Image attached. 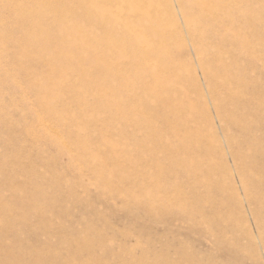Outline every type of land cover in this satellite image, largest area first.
Masks as SVG:
<instances>
[{
  "label": "rangeland",
  "instance_id": "374dc122",
  "mask_svg": "<svg viewBox=\"0 0 264 264\" xmlns=\"http://www.w3.org/2000/svg\"><path fill=\"white\" fill-rule=\"evenodd\" d=\"M104 9L84 17L104 45L150 59L126 48L107 69L82 50L90 75H53L52 110L36 84L51 62L24 65L20 30L0 49V264H264V0Z\"/></svg>",
  "mask_w": 264,
  "mask_h": 264
},
{
  "label": "bare ground",
  "instance_id": "6f19581e",
  "mask_svg": "<svg viewBox=\"0 0 264 264\" xmlns=\"http://www.w3.org/2000/svg\"><path fill=\"white\" fill-rule=\"evenodd\" d=\"M142 1L143 0H22V4L19 5L17 3V0H3L2 6H4V10H1L0 15H2V16L4 15V17L7 15L11 19V21H8L7 24H2L0 26V49H5L6 45L8 46L11 44V42L13 43L12 40H14V37L12 39L11 36L13 35L14 31L20 30L24 34V36H23L24 38H22L24 40L21 42H16V43H17V47H18L17 49L19 50V56L18 57L25 59V61L27 63V64L25 63L24 65H27V67H28V64L30 62H33V61H31L33 58L36 59L35 60L36 62L37 61L38 62L48 61L49 64L51 62L50 65L48 64L49 68L47 67L48 70L46 71V73L44 72L40 76L38 74V76L36 77L37 78L36 84H38V86H41L40 90H43L44 94L47 93V96H48V98H46V99H38V104L43 106V107L50 109L51 105L54 102L53 100H55L57 97H58L57 99H59V97H60L59 91H62V90H60L62 87L60 88V85L58 83H56V85H55V83L53 82V84L51 83L53 87H50V85H51L50 82H52V79L56 78V76H57V78H61V79L67 78V81H69L70 79L68 80V77H66V76H70V75H67L68 70L79 72L78 75L80 77H82V80H84V81L90 75V74L87 75L86 71L84 72L83 69H85V67H83V69L78 68L79 61L82 59L81 54L86 52L90 56H92L93 50L103 49V50H105V52L98 54V58H96V59L94 57L93 58L95 59V61H97L99 63L100 62L103 64L105 63L104 66L107 67L108 64L106 61H108V59H110L108 57L113 56V54L117 57H120L121 55L124 54L122 49L126 50V48H127V50H132V51L133 50L134 51L140 50V49H137V47H133L131 44H129V42H126V41H124L122 43V44H124L123 46L117 45L116 43L115 44L113 43V45H111V46L104 45L103 40H107L110 37L109 33H107L108 31H107V25H106L105 20H103V19H101L100 21L99 20H93V19L85 20V18H84V17H86L85 15H87V16L89 14L98 15V14L102 13V11H105L104 8L109 9L112 7L119 6L120 4L122 7L135 9L138 5H141ZM224 1H226V3H228V2L232 3V2H235L236 0H224ZM69 3H71L72 5L69 6ZM71 7H74L75 9L73 11H69V8H71ZM202 7H206V9H208V11H210L209 13L211 14V16H210L211 18H212V16L221 17V15L223 17H228V16H229V18L231 17L228 14L229 13L228 11L226 12L225 9L214 6L213 4H205ZM245 13H247V12L245 11ZM244 15H246V14H244ZM249 15H250V13H249ZM251 16L254 17L255 19H257V16L252 14V13H251ZM259 16L260 15H258V17ZM101 18H103V17H101ZM76 19H79L80 22L75 24L74 20H76ZM252 21H254V20H252ZM258 23H260V22L258 21ZM247 25H248V23H247ZM70 28H72V30H75V31L73 34L67 35V31ZM22 32H20V33L22 34ZM35 40H37V41L35 42ZM32 42H34L35 44L38 45V48L36 47V45H34L35 46L34 49H36V48H37V50L40 49L39 51H34V49H33L34 46L32 45ZM14 50H15V47H14ZM82 50H85V52L81 53ZM76 52L77 53L80 52L77 55L79 58L74 60L73 57H71L69 54L71 53L73 55V53H76ZM95 52H96V50H95ZM1 53H3V52H0V62L2 61V58L4 56ZM137 53H138V51H137ZM142 53L143 52L138 53L140 57L143 56L142 57L143 59L148 58V56H144L145 53L144 54H142ZM84 55H86V54H84ZM84 55H83V57H85ZM11 58H12V56H11ZM112 58L110 61H112ZM16 59L17 58L14 57V60H16ZM88 59L89 58L87 57V59H85V60H88ZM92 59H89V64H91L90 61ZM118 59H120V58H118ZM148 59H150V58H148ZM82 60L84 61V59H82ZM82 60L80 62L84 63ZM3 61L5 62L4 59H3ZM7 61H9V60H7ZM16 61L18 63L20 62L19 60H16ZM113 61H114V59H113ZM52 63H53V65H52ZM65 63L68 65V67H64ZM101 63H100V65H101ZM108 63H109V61H108ZM106 64H107V66H106ZM138 64L140 67H144L143 63L138 62ZM32 65H34V64H32ZM50 66H52V67H50ZM85 66L88 67V65H85ZM23 67L24 66H22V68ZM29 67H31V66H29ZM87 67H86V69H87ZM90 67H91V65H90ZM108 67H107V69H108ZM104 68L102 69L103 71H104ZM107 69H105V71H107ZM111 69H113V68H111ZM224 70H223V72L226 73V70L225 71ZM110 71H112V70H110ZM90 73H91V71H90ZM96 73H98V72H96ZM107 73L109 74L110 79L116 78V77H114L115 76L114 73H113L114 76L111 75L112 74L111 72H107ZM72 74L75 75L76 73H72ZM145 74H148V73L146 72ZM53 75H55L54 78H51ZM84 75H87V77ZM102 75H103V73H102ZM104 75L107 77V79H109L108 75H106V74H104ZM141 76H143V75H141ZM31 77H32V75H31ZM83 77H86V78L84 79ZM157 78L159 80H160V78H161V80H163L161 83L162 84L161 86L163 88H166L167 90L169 89V87H170V89L172 88L168 84V81L166 79H162L161 75H159ZM31 79H33V78H31ZM60 80L58 79L57 82H60ZM112 81H111V84H112ZM70 82H71V80H70ZM70 82H69V84H71ZM74 82H75V80H74ZM74 82L72 81V83H74ZM66 83H68V82H66ZM66 83H64V84H66ZM79 85L81 86V84H79ZM82 86H84V85H82ZM157 86H158V84L156 85V87ZM63 87L65 88V86H63ZM85 87H87V86H85ZM156 87L153 86V89ZM99 88H101V87H99ZM106 88H108L107 90H109V87L106 86L104 91L106 90ZM121 88L119 90L120 92H121ZM78 89H80V88H78ZM101 89H103V88H101ZM63 90H65V89H63ZM70 90L71 89H69L68 91H70ZM84 90H86V89H84ZM76 91H77V89L75 90V92L74 91L73 92L76 93ZM113 91H114V89H113ZM155 91H157V90L152 91V93L155 94ZM105 92H107V91H105ZM114 92H112V93H114ZM147 92L149 93L151 91L147 90ZM65 93L66 94H64V93H62V94L67 96L66 90H65ZM107 93H105V95H107ZM118 93H117V95H119ZM68 94L72 95V92L68 93ZM149 94H151V93H149ZM63 95H61V96H63ZM73 95L71 96V98H74ZM110 95H111V93H110ZM115 95H113V96H115ZM40 96H42V95H40ZM111 98H112V96H111ZM116 98H117V96H116ZM118 98H120V97H118ZM113 99H115V97ZM60 100H62V99H60ZM116 100H118V99H116ZM50 110H52V109H50ZM53 111H54V109H53ZM125 112L127 113L128 111H125ZM179 112H182V111H179ZM66 115H65V118H66ZM124 115H125V113H124ZM117 121H118V119H117ZM71 124H73V122ZM79 127H81V126L79 125ZM74 128H75V126H74ZM82 130L83 129H81V131ZM71 133L75 134V132H71ZM82 138H83V136H82ZM186 142L187 141H185V143ZM56 143H58V141ZM187 144H188V142H187ZM61 146H59V147H61ZM62 147H64V146H62ZM85 151L86 150H84V152ZM89 157H90V155H89ZM91 157H95V156L91 155ZM177 161H179V160H177ZM6 208L7 207L0 205V211L1 210L4 211V210H6Z\"/></svg>",
  "mask_w": 264,
  "mask_h": 264
}]
</instances>
